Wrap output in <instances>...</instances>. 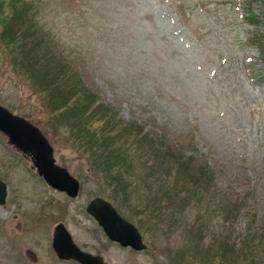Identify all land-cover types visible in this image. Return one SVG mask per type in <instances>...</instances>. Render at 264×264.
I'll return each mask as SVG.
<instances>
[{"label": "rangeland", "instance_id": "374dc122", "mask_svg": "<svg viewBox=\"0 0 264 264\" xmlns=\"http://www.w3.org/2000/svg\"><path fill=\"white\" fill-rule=\"evenodd\" d=\"M12 1L0 0V33L2 24L15 27L13 13L27 20L24 1ZM26 2L35 24L21 35L25 59L0 35V105L41 131L81 191L72 200L50 189L0 134V264H13L4 253L18 245L47 260L58 224L107 264H264V0ZM52 52L66 69L49 95L29 78L52 82L50 70L40 78ZM81 89L92 96L83 115L80 104L71 109ZM110 122L107 157L127 145L124 134L174 158L139 144L122 157L123 179L93 170L84 141ZM112 176L126 197L106 188ZM109 196L147 250L108 241L85 212Z\"/></svg>", "mask_w": 264, "mask_h": 264}, {"label": "water", "instance_id": "95a60500", "mask_svg": "<svg viewBox=\"0 0 264 264\" xmlns=\"http://www.w3.org/2000/svg\"><path fill=\"white\" fill-rule=\"evenodd\" d=\"M0 132L14 148L29 154L37 174L48 186L65 193L71 199L77 198L79 182L66 168L56 164L52 146L37 127L0 105ZM5 197L6 184L0 180V205L4 204ZM86 212L97 222L110 241L134 251L146 249L139 231L124 220L110 202L95 198L87 206ZM55 230L53 249L58 258L72 259L80 264H106L101 257L80 251L63 225H58Z\"/></svg>", "mask_w": 264, "mask_h": 264}, {"label": "trees", "instance_id": "16d2710c", "mask_svg": "<svg viewBox=\"0 0 264 264\" xmlns=\"http://www.w3.org/2000/svg\"><path fill=\"white\" fill-rule=\"evenodd\" d=\"M17 1L18 0H14L12 2L16 3ZM23 1H24V6L26 9V12H25V14H24V12H22V14L27 18V20L22 19V15H20L18 13H15V14L13 13V15L9 18H10V20L12 19L15 27H12L11 24H2L3 28L1 29V33H0L1 38L4 41V43L6 44V46H8L9 44L12 46V50H14L15 54L16 53L18 54L17 58H19L20 61L22 59L24 60L26 55H27V51H26L25 47H22L20 45V43H22L23 39H24V37L21 38L22 37L21 35L24 32L29 31V29H31L33 27L32 25L35 24L34 17L31 14H29V12L27 10L28 2L25 3V0H23ZM9 2H11V1H9ZM29 11H31V9H29ZM24 16H23V18H24ZM21 20L25 21L27 24L25 26H21ZM43 42H44L43 40L41 43L38 42V45L39 46H47ZM13 44H15V45H13ZM14 46H16V48H14ZM49 54H50V57L46 58L47 59L46 66L44 68H41L42 71L40 72V78L48 79L49 75H48L47 71L50 70L51 73H53L52 75H50L52 82H49L48 85L46 86V85L42 84V80L37 81L36 80L37 78L34 76H31L29 79L32 83L36 81L37 84L39 85V88H41L43 91H46L49 95H51L50 92H48V91H53V92L55 91L58 94V91H59L58 88H60L59 85L62 83V81H64V75L63 74L65 73L64 69H66V68H65V61H63V59L61 58V56L59 54H55L54 52L49 53ZM69 65H70V63H69ZM54 78H56V79H54ZM74 91H76V90H74ZM66 96H68V95H66ZM66 96H65L64 101L67 102V104H68L69 101H67ZM60 97H61V95H60ZM91 101H92V96H90V94L88 95V93L86 91L81 89L79 92L78 98L76 99V102H75L76 104L73 105V107L71 109L73 110L77 104H80L83 107V111L81 112V115H83L85 113L88 114V112H86V111H87L88 107L90 108L91 105L89 106V104L91 103ZM62 105H64V103H62ZM95 113L96 112H90L89 115L91 116ZM74 120H75V118L71 119V121H74ZM115 127H116V123L112 124L111 122L108 123L107 126H105L103 130L96 131V132L92 131L90 129V127H88L91 130V132H93L95 135L93 134V135H90L89 138H86L82 148L85 151H87L88 153H90V155L94 158L93 159L94 164L91 165L93 170H96L97 172L101 171L100 173H103V172L109 173L110 169H111V171H113V172L117 171L118 172L117 174L120 177H122V179H123V173L121 172V169H120V167L123 166V162H124L122 157L127 156V155H131L132 151L139 144L140 145L143 144L144 147L150 146L152 151H153V155H155V156H165V157H168L170 159L174 158V154L164 152L157 145H154V144L150 145L148 142L142 143L143 139L141 138V136H140V138L136 137V136H134V137L132 136V137H130V139H128V137H126L124 134H123V137L126 139L127 145L123 149L118 148L117 151H113L110 158L107 157V155H108V153H107V142L108 141L107 140H108L109 136L112 137V134H113ZM89 129H88V131H90ZM100 151L102 153L99 155ZM166 151H168V150H166ZM127 157H129V156H127ZM179 161L182 162V160H179ZM141 162L144 163L146 161H145V159H143ZM179 166L180 165H178V167ZM115 169H116V171H114ZM153 169H155L154 165L147 167L148 171H152ZM155 170H157V168ZM167 170H168V167L165 170L166 174H167ZM169 171H170V168H169L168 172ZM201 174L203 176V177H200L201 179L210 180V178L207 175H205V173L203 171ZM152 178H154V177H152ZM197 179L198 178L195 179L196 182H197ZM195 180L193 181L194 183H195ZM120 182H121V179L116 180V178H114L112 176L110 179V182H107L109 185L106 186V188L109 189V187H110L111 189L117 190L120 197L123 198V197H126L127 190H126V188L123 189V185ZM203 185H205V183H203ZM120 190H122V191H120ZM174 190H175V188L172 189V192L169 193L170 194L169 197L171 200H173L174 197L176 198V195H175L176 191H174ZM166 193L168 194V192H166ZM167 194H163V195L168 196ZM155 198H156V196H155ZM107 199L115 201L116 197L109 196ZM159 199H162V197H159ZM218 257L221 259V262L225 261L224 260V249L222 252L219 253Z\"/></svg>", "mask_w": 264, "mask_h": 264}, {"label": "flooded vegetation", "instance_id": "af4514ba", "mask_svg": "<svg viewBox=\"0 0 264 264\" xmlns=\"http://www.w3.org/2000/svg\"><path fill=\"white\" fill-rule=\"evenodd\" d=\"M77 245V244H76ZM7 246V245H5ZM20 245H18L17 248H11L7 249L9 250L8 252H5L4 254L6 260L12 262L13 264H80L77 261L74 260H61L57 257L55 252L53 251L52 244H47V248L45 249L48 252V259L47 260H42L40 262V259L37 255V252H34L30 248H19ZM77 247L82 251L86 252L88 254H91L89 251L83 249L82 247L78 246ZM5 250V249H4ZM11 251V252H10ZM94 256H101L100 254H92ZM102 257V256H101Z\"/></svg>", "mask_w": 264, "mask_h": 264}, {"label": "bare ground", "instance_id": "6f19581e", "mask_svg": "<svg viewBox=\"0 0 264 264\" xmlns=\"http://www.w3.org/2000/svg\"><path fill=\"white\" fill-rule=\"evenodd\" d=\"M136 223V222H135Z\"/></svg>", "mask_w": 264, "mask_h": 264}]
</instances>
